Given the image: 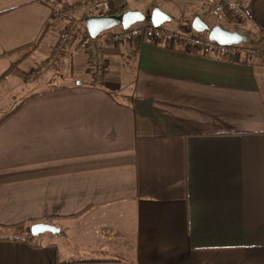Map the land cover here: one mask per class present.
<instances>
[{"label": "crops", "instance_id": "0c3cea01", "mask_svg": "<svg viewBox=\"0 0 264 264\" xmlns=\"http://www.w3.org/2000/svg\"><path fill=\"white\" fill-rule=\"evenodd\" d=\"M78 1L0 0V76L37 41L0 78V264H264V0L217 20L250 41L238 56L192 28L207 16L196 4L168 0L179 14L153 8L158 27L202 37L207 54L149 31L102 41L96 79L80 34L38 70L63 33L56 10ZM36 222L58 231L11 239Z\"/></svg>", "mask_w": 264, "mask_h": 264}, {"label": "built area", "instance_id": "2783aa9c", "mask_svg": "<svg viewBox=\"0 0 264 264\" xmlns=\"http://www.w3.org/2000/svg\"><path fill=\"white\" fill-rule=\"evenodd\" d=\"M183 3H194L202 11L216 19L224 20L228 23H240L247 19V12L243 7L241 0H181ZM109 9V0H82L72 5H64L62 9L56 10L55 15L60 16L65 21V26L59 43L57 44L49 65L56 63L57 58L61 55V51L65 45L77 38L80 35L78 20L72 19L75 13L82 15V20L85 16L91 15L94 10L106 11ZM151 32L153 37L158 40L165 38L183 42L187 47H195L202 49L204 41L200 37L190 34L167 32L148 24H133L127 28H119L117 30L109 31L104 35L102 40L97 37L90 39L86 48L89 53L87 69L89 73L96 79H100L105 74L106 58L103 55V42L118 44L121 42H140L145 40L147 32ZM103 41V42H102ZM211 50H216L218 45L212 41L209 43ZM226 46V45H222ZM228 54L240 55L242 48L239 45H228ZM254 49L248 50V53L254 54Z\"/></svg>", "mask_w": 264, "mask_h": 264}, {"label": "water", "instance_id": "95a60500", "mask_svg": "<svg viewBox=\"0 0 264 264\" xmlns=\"http://www.w3.org/2000/svg\"><path fill=\"white\" fill-rule=\"evenodd\" d=\"M145 19V15L140 11L127 10L120 15H87L84 17V26L91 38H95L102 31L111 29L120 25L122 28H127L135 23L142 22ZM164 16L159 9H155L152 12L150 18L151 23L154 26H159L163 21ZM191 26L198 32H207L209 40L216 42L219 45H233L244 42L245 35L238 31H230L225 29L219 24L209 26L206 22L201 20L198 16H195L191 22ZM30 234L32 236L41 234L43 232H57L58 228L44 222H36L30 226Z\"/></svg>", "mask_w": 264, "mask_h": 264}, {"label": "trees", "instance_id": "16d2710c", "mask_svg": "<svg viewBox=\"0 0 264 264\" xmlns=\"http://www.w3.org/2000/svg\"><path fill=\"white\" fill-rule=\"evenodd\" d=\"M129 10V4L127 2V0H109V9L106 10V11H100L98 15L100 14H104V15H111V14H115V15H120L122 13H124L125 11ZM212 25H215V24H212ZM44 31V29H43ZM42 31V32H43ZM42 32H41V35H42ZM80 34L85 37L86 39L90 40L92 39L84 25L82 24V31H80ZM98 36V35H97ZM96 36V37H97ZM36 42L32 43V44H27L23 47H20V48H17L15 50H12L10 51L9 53H13V52H20L22 50L25 51V54H20L19 55V58L17 60V62H15L14 65H12L11 67H9L5 72H3L0 76V78L4 77L6 74H8L10 71H12L19 63V61L26 57L27 55H29V53L32 51V49L36 46ZM208 42H205L204 43V46H203V54H207L209 52V48H208V45H207ZM259 54H262V51H258ZM264 57V56H263ZM53 58V54H51L49 57H47L46 59L38 62L36 64V68L38 70H42L44 69L45 67H47L51 61V59ZM246 59V58H244ZM244 61H247V60H244ZM18 106H16L12 112L17 108ZM17 227H21V225L17 226ZM30 225L26 226L24 228L23 231L21 232H18V233H14V235H12L11 239H14V240H18V239H22V240H29L30 238H32L33 236L30 234ZM24 232V234H22ZM5 239H10L9 237L8 238H5ZM92 261H98V262H102V261H111L110 259L109 260H76V261H71L70 263H84V262H92Z\"/></svg>", "mask_w": 264, "mask_h": 264}, {"label": "rangeland", "instance_id": "374dc122", "mask_svg": "<svg viewBox=\"0 0 264 264\" xmlns=\"http://www.w3.org/2000/svg\"><path fill=\"white\" fill-rule=\"evenodd\" d=\"M129 7H130V10H136V11H140L142 12L146 18L143 20V21H148L150 20V16H151V11L153 8L155 7H159L160 9H163L171 14H174L173 16L175 15H178L179 14V8H180V4L175 2V1H168V0H138L137 2H132V1H129ZM203 19L204 21L210 26L212 24H217L219 23L216 19L210 17V16H203ZM142 21V22H143ZM142 22H139V23H142ZM84 24V23H83ZM135 24H138V23H135ZM221 24V23H220ZM82 26V25H81ZM117 27H120V25L118 26H115L113 28H117ZM111 28V29H113ZM111 29H108V30H111ZM241 29V28H239ZM106 30L102 31V32H105ZM203 34V33H202ZM203 35H207V32L204 31V34ZM250 37V36H249ZM202 40L203 38L200 37ZM73 41V40H72ZM246 43H250L249 40H246L244 42H242L241 44H246ZM53 65H59L58 63V58L56 60V63H54ZM54 69V67L52 68V70ZM56 69H54L55 71ZM63 77L55 80L57 81L58 83H61L62 81H64L65 79H63ZM32 82V81H30ZM57 82H49V84H52V83H57ZM263 89H264V86H263ZM25 91H28L25 89ZM24 92H21V95L19 96L17 93L14 97H10V101L6 102V104H3L4 108L3 110L6 108L8 110L12 109L16 104H18L20 102V99L22 98H19V97H22ZM12 99H15V101H13ZM8 107V108H7ZM7 110V111H8ZM23 231V229H15L14 233H18V232H21ZM24 234V232L22 233Z\"/></svg>", "mask_w": 264, "mask_h": 264}]
</instances>
